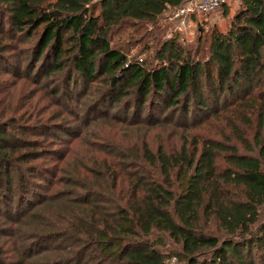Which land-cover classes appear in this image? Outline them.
Listing matches in <instances>:
<instances>
[{
    "label": "trees",
    "instance_id": "obj_1",
    "mask_svg": "<svg viewBox=\"0 0 264 264\" xmlns=\"http://www.w3.org/2000/svg\"><path fill=\"white\" fill-rule=\"evenodd\" d=\"M185 1L0 0V60L14 76L39 83L59 74L41 85L63 115L140 135L79 137L77 152L68 139L51 141L62 149L30 139L45 134L41 121L0 123V264H165L170 255L264 264V0H238L225 30L212 26L194 49L176 34L158 40L151 62L111 41L125 26L157 28ZM15 51L28 58L23 68L10 61ZM76 87L98 95V116L81 111ZM206 123L217 137L187 133ZM155 129L178 143L151 146ZM70 131L60 130L78 136ZM165 239L175 247L162 250Z\"/></svg>",
    "mask_w": 264,
    "mask_h": 264
},
{
    "label": "rangeland",
    "instance_id": "obj_2",
    "mask_svg": "<svg viewBox=\"0 0 264 264\" xmlns=\"http://www.w3.org/2000/svg\"><path fill=\"white\" fill-rule=\"evenodd\" d=\"M225 3L226 4H224L223 8L226 9V13H223L222 8H219L208 14H197L191 16L183 25L176 21L174 17L175 12L172 10H167L161 15L156 24L157 28H153V26L151 28L148 27L146 32H143L144 28L135 34H130L132 30L125 26V24V27L122 28L121 31H116L113 34L111 41L112 43H122L123 48L128 51L129 58L134 57L138 60L145 59L148 62L152 61V51L154 47L158 46L157 41L173 37L175 34L178 37V41L181 42L183 46L185 45L186 47H192L194 49L197 38L204 39V42L206 43V34L212 26L220 31L225 30L229 18L237 8L238 0H227ZM97 11L98 7L96 4L88 6L89 15L94 16L97 14ZM123 33H128L130 36H127V34L126 37L123 38L120 36ZM146 47L148 48L147 50L145 49ZM16 52L18 51H15L14 57H10V61H14L15 58L20 59L23 68L28 58L24 57V54L21 55L20 52ZM11 71L12 67L4 60H0V123L12 124V122H18V124L24 126L27 124L31 125L36 121H41L43 124L45 123L42 126H38L44 129L45 134H35L30 135L29 137L30 139H37L38 141L43 140V143L47 144L45 147L46 149L54 147L56 149H62L64 146H58L59 143L54 145L53 142H51H58V139L70 140L74 145L71 149L79 152V149H84L79 137H84L89 142H95L97 136L107 135L115 137V140H121L123 142L130 140L132 142L135 141L136 137L140 136L134 132L135 130L126 128L116 121H104L100 119L91 122L88 126H83L81 122L75 123L74 120H71L70 116L63 115L61 107L50 100L51 98L47 92L50 86L47 88L46 85H41L45 81L49 82L48 85H52L50 82L54 83V81H57L59 74H51L50 76L41 78V82L35 83L31 81V79L18 78L17 76H14ZM73 92L74 93H72L71 97H73V99H78L77 101H80V103L83 104V107L81 106V111L84 107L86 108L89 106L87 117L93 118L94 116L99 115V108L92 109V107H95L96 103H98V101H95L94 99V97L98 96L97 94H92L93 92L89 88L84 92H81L79 87H76ZM126 99L128 100V98H122L118 104L112 105L108 110L109 113L114 114V111L120 107L122 102L126 101ZM70 103L71 106L76 105V102L73 100H71ZM65 121H68V123ZM215 126L220 128V126ZM61 129H67V131L71 130L70 132H77L78 136L73 138L69 135L63 134L60 132ZM80 129L82 130L79 133L78 131H80ZM137 132L141 131L139 130ZM216 132H218V129L210 127V123H206L202 126L191 128L187 133L191 135H201L204 138H211V136L217 137ZM166 138L171 140L169 142L171 144L176 145L178 143V135L175 133H169L168 129H155L146 135V140L151 146L158 142H164ZM58 187L57 185H52L48 192L53 193ZM14 201L15 199H13V202ZM164 241L166 244L160 247L162 250H171L175 247L168 239H165ZM164 262L165 264H184V262L177 259L175 255H170L165 258Z\"/></svg>",
    "mask_w": 264,
    "mask_h": 264
},
{
    "label": "built area",
    "instance_id": "obj_3",
    "mask_svg": "<svg viewBox=\"0 0 264 264\" xmlns=\"http://www.w3.org/2000/svg\"><path fill=\"white\" fill-rule=\"evenodd\" d=\"M227 0H186L181 4L174 13L176 21L183 25L185 16L190 13L208 14L219 7Z\"/></svg>",
    "mask_w": 264,
    "mask_h": 264
}]
</instances>
